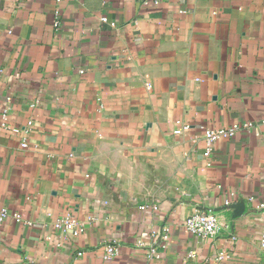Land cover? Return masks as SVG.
<instances>
[{
	"label": "crops",
	"instance_id": "0c3cea01",
	"mask_svg": "<svg viewBox=\"0 0 264 264\" xmlns=\"http://www.w3.org/2000/svg\"><path fill=\"white\" fill-rule=\"evenodd\" d=\"M261 203L264 0H0V264H264Z\"/></svg>",
	"mask_w": 264,
	"mask_h": 264
},
{
	"label": "built area",
	"instance_id": "2783aa9c",
	"mask_svg": "<svg viewBox=\"0 0 264 264\" xmlns=\"http://www.w3.org/2000/svg\"><path fill=\"white\" fill-rule=\"evenodd\" d=\"M69 1V0H65ZM104 20H107L104 18ZM148 87L150 88V84H148ZM179 126L177 129H175L176 134H181L183 131H186L190 129V124H182L181 122H178ZM253 124L248 122L244 124V127L247 129L252 128ZM2 127L5 129H10L14 133H19L20 129L18 127H10L5 121L2 123ZM204 130V141H205V152L204 155L209 158L208 164L211 165L212 161V155L215 149L216 143L223 139V138H230L235 136L237 131L240 129V125L234 124L230 127L226 128H207L203 127ZM23 147H27L28 143L26 141H23L22 143ZM250 200H253V198H250ZM227 204H230V201H227ZM260 208L264 211V203H261ZM7 215V211H3V216ZM14 217L17 221H21L22 217L20 214H14ZM183 226L186 228L188 232H190L192 235L200 237L203 240L208 239H216L220 233L221 229V223L219 220V217L216 213L212 211H206L201 208H195L182 222ZM56 227L66 229L67 227L73 226L74 228V234L80 235L84 231V227L76 222V220L73 218L71 214H68L64 218H61L56 221L55 223ZM170 227L167 225L161 234H156L155 236L160 237L161 239H167L168 233L170 232ZM261 245L264 249V235L262 236ZM158 247L161 250H157V248L154 246L151 248V251L148 253V261L146 264H156L157 261L161 257L160 251L163 249L165 250L167 248V243L158 245ZM120 253V244L116 241L110 242L105 246V259L111 260ZM197 256V253L195 251H189L187 255V259H195ZM231 258V252L229 250H220L214 255V260L217 264H226L227 261H229Z\"/></svg>",
	"mask_w": 264,
	"mask_h": 264
},
{
	"label": "water",
	"instance_id": "95a60500",
	"mask_svg": "<svg viewBox=\"0 0 264 264\" xmlns=\"http://www.w3.org/2000/svg\"><path fill=\"white\" fill-rule=\"evenodd\" d=\"M228 208L234 209L236 215H241V213L245 210V202L240 201L238 204H231Z\"/></svg>",
	"mask_w": 264,
	"mask_h": 264
}]
</instances>
